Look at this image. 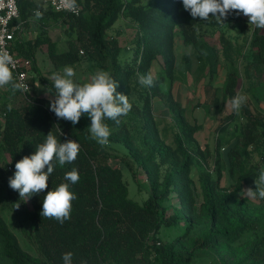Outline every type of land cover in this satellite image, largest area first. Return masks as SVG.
<instances>
[{"label": "trees", "instance_id": "obj_1", "mask_svg": "<svg viewBox=\"0 0 264 264\" xmlns=\"http://www.w3.org/2000/svg\"><path fill=\"white\" fill-rule=\"evenodd\" d=\"M78 2L83 4L80 17L52 9L46 15L61 24L69 37L67 49L59 50L60 38L57 41L43 32L35 41L27 42L28 51L20 47L19 53L32 57L34 48L46 45L50 62L47 74L52 77L65 66L80 64V50L84 48L87 60L110 73L118 82L116 91L128 96L132 109L119 118V125L105 119L111 131L109 144L127 150L128 160L122 158V162L131 171L133 165L142 169L151 191L143 203L130 198L123 171L110 161L115 156L89 138L91 118L84 114L75 125L58 118L50 110L49 101L55 94L52 79L45 81L34 64L30 84L33 88L36 80H42L47 96L31 94L29 100L21 102L17 99L19 90L0 88V264H63L65 252L73 253V264H191L201 252L212 253L214 264H264V199L251 205L243 192L255 190V180L264 171V113L251 109V102L245 101L221 122L211 151L198 142L195 135L199 125L186 119L185 107L172 92L179 69L189 71L192 66L188 55L181 64L178 62L180 40L192 49L197 69L209 85L220 69L226 70L221 103L239 95L241 66L251 100L260 103L264 29L252 25L250 50L244 55L224 32L216 36L219 24L211 14L208 21L193 18L182 0ZM18 6L20 18L14 23L28 22L37 10L29 0H18ZM241 16L233 10L226 20L240 25ZM118 20L135 31L131 55L118 38L109 36ZM203 26L210 33L201 30ZM156 65L159 69L155 74ZM149 73L153 86H142L139 76ZM156 102L172 114L169 142L159 129L162 118L155 114ZM214 103L218 106L220 98L214 97ZM50 131L62 143L78 142L80 151L74 162L63 167L54 162L48 188L25 202L9 187V178L15 173L16 162L34 154ZM73 168L79 173L76 184L64 180L65 173ZM224 177L230 182L228 188L222 187ZM61 183H69L77 197L72 201L71 218L63 224L41 216L47 191ZM4 201L37 255L19 243L2 215ZM174 228L183 231L163 242L162 230Z\"/></svg>", "mask_w": 264, "mask_h": 264}, {"label": "clouds", "instance_id": "obj_2", "mask_svg": "<svg viewBox=\"0 0 264 264\" xmlns=\"http://www.w3.org/2000/svg\"><path fill=\"white\" fill-rule=\"evenodd\" d=\"M35 17L42 18L44 12L40 10L42 5L39 0ZM69 10L77 9L76 0H62ZM183 7L193 18L208 21L210 14L218 23H223L230 11L242 13L248 17L249 25L264 29V0H182ZM16 62L13 56L3 48H0V88L11 86L13 92L29 90L28 85L17 82L13 75ZM76 71L72 66H65L62 70L52 74V82L55 89L54 99H50V110L58 118L70 121L73 125L79 123L81 116L87 114L91 118L88 129L90 139L100 146L109 144L110 128L105 119L120 123V117L126 116L132 109L128 96L116 91L118 82L104 70H98L91 75L87 82H78ZM142 86L151 87L154 84L153 76H139ZM244 95H237L230 100V106L238 111L245 103ZM12 106H8L11 111ZM80 146L74 140L61 142L50 131L43 143L36 147L34 154L24 156L15 164V173L9 178V187L19 193L20 198L27 202L34 195H38L48 188V181L54 172L55 163L61 167L66 163L76 160ZM46 169V171H45ZM64 180L70 184L79 181L78 170L73 168L65 173ZM250 199H264V171L259 173L255 180V190L248 188L243 190ZM77 199L70 191L69 183H61L55 189L47 191L43 198L41 216L55 219L60 224L71 218L72 201ZM20 203L16 205V209ZM63 264H73V253L65 252L62 255ZM83 264V262H82Z\"/></svg>", "mask_w": 264, "mask_h": 264}, {"label": "rangeland", "instance_id": "obj_3", "mask_svg": "<svg viewBox=\"0 0 264 264\" xmlns=\"http://www.w3.org/2000/svg\"><path fill=\"white\" fill-rule=\"evenodd\" d=\"M241 18L243 20L240 25L236 24L232 20L228 21L226 19L223 21V23H218L219 27H216L215 34L218 37L222 32H224L226 36L236 46L239 47L240 51L244 55H247L250 50L248 40L250 39L252 34V25H249L248 17L243 15L241 16ZM55 29L56 37L60 38L59 50L67 49V42L69 41V37L64 33V30L63 28H61V26ZM201 30L206 32L209 31L210 33V29L207 26H203ZM109 36L114 39L118 38L122 47L127 49V53L129 55L132 54L131 49L134 46L135 31L127 27L124 21L118 20L114 27L109 31ZM214 39V42L218 43L217 38L215 37ZM177 47L178 48L176 49V53L178 62L181 64L183 62L184 55H188L192 59V66L189 71L184 70L183 68L181 70L179 69L177 73L178 77L172 88L173 95L175 99L181 102V104L185 107L186 119L193 124L199 125V131L195 136L200 145L202 147L209 146L211 151H213L215 138L221 122L235 111L231 108L230 102L221 103V90L225 83L226 70L220 69L213 84L209 85L207 77L197 69V64L192 57V49L189 46H185L180 40H177ZM82 50H84V48H82ZM47 63H49V60H47ZM183 66L184 64H182V67ZM43 69V79H50L51 76L47 74L49 67L46 66ZM74 69L76 71L75 79L81 83L87 82L90 79L91 75L95 74V72L99 70L96 64L87 60L85 54L82 55L81 63L78 64ZM158 69L159 66L156 65L154 69L155 74L157 73ZM241 70L243 80L238 94L244 95L246 97V101L251 102V109H258L259 111L264 113V84L261 87V102H253L251 100L252 96L247 92L248 83L244 75L243 66H241ZM41 87H45V85L42 83V80H36L32 88V94H34L35 96L41 95L39 92ZM47 95L48 94H46L45 96ZM216 96L220 98V103L218 106H216L214 103V97ZM17 99L21 102L26 100L23 95H19ZM154 110L155 114H157V117L162 118L161 120H159L158 124L163 137L166 138L168 142L171 141V112L167 111L165 106L161 102L155 103ZM105 147L111 155L115 156L110 160L112 165L121 168V170L123 171L124 180L126 181L129 188L130 198H132L136 202L143 203L149 197L151 191V187L149 185L145 172L142 169H136L135 165H133V171L136 175L135 178L133 171H131L128 166L124 162H122V158L128 160V158L126 157L127 150L123 146L114 144H109ZM2 167L3 166H0V169ZM7 171H9V169H7ZM229 186V180L224 177L222 180V187L228 188ZM244 197L251 205H257V203H259L261 200L259 197H257L256 199H250L246 195H244ZM174 203H177V201L174 200ZM1 212L7 220L10 228L16 234L23 249L30 254L37 255L38 253L36 247L31 243L28 236L21 228L14 211L11 210L6 201H4L2 204ZM182 231V229L178 228L163 229L160 238L163 242L170 241ZM208 253L210 254V258L213 259L212 253ZM201 259L203 258L200 256L196 259V262H193L191 264H209L206 262V260Z\"/></svg>", "mask_w": 264, "mask_h": 264}, {"label": "built area", "instance_id": "obj_4", "mask_svg": "<svg viewBox=\"0 0 264 264\" xmlns=\"http://www.w3.org/2000/svg\"><path fill=\"white\" fill-rule=\"evenodd\" d=\"M48 6L55 12L66 13L74 17H80L83 13V4L77 3L75 11L69 10L64 6L62 0H45ZM20 11L18 0H0V48L6 49L14 58L16 67L13 69L14 78L17 82L28 85L29 90L19 92L26 100L30 99L32 94V86L30 84V71L34 67V61L27 56L18 55L15 52V40L19 26L15 21L19 20ZM80 54L84 55V50H80Z\"/></svg>", "mask_w": 264, "mask_h": 264}, {"label": "crops", "instance_id": "obj_5", "mask_svg": "<svg viewBox=\"0 0 264 264\" xmlns=\"http://www.w3.org/2000/svg\"><path fill=\"white\" fill-rule=\"evenodd\" d=\"M29 1L33 2L37 6L36 0H29ZM39 2L42 5L40 10L44 12L42 18L37 19L35 17V14H33V16L30 18V20H28V22H24V21L17 22V25L19 26V30L17 31L16 40H15V52L18 55L26 56L24 54H20L18 49H20V47L22 48L24 47V50L28 51L29 48L27 47V42L35 41L37 36H39L43 32L49 35V37L51 38L54 37L55 39H57L55 35L56 34L55 28L59 27L61 24H56L54 20L47 19L46 15L51 10V8L48 6L45 0H39ZM47 51L48 48L46 45L36 47L33 49L32 57H30L33 59L35 66L38 67L42 72L44 70L43 69L44 67L50 65L49 64L50 62L47 63L48 60ZM39 92L40 94L43 95L49 94V92H47L46 86L41 87ZM200 256L203 258L201 260H206L207 263L211 264L212 262L213 264V261L210 258V254L208 252H201L199 255H197L196 259L199 258ZM196 259L194 262H196Z\"/></svg>", "mask_w": 264, "mask_h": 264}]
</instances>
